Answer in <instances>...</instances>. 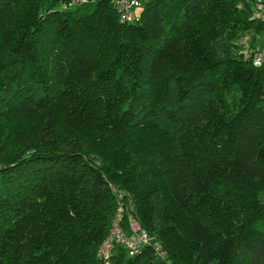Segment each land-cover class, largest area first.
Wrapping results in <instances>:
<instances>
[{"label":"trees","instance_id":"1","mask_svg":"<svg viewBox=\"0 0 264 264\" xmlns=\"http://www.w3.org/2000/svg\"><path fill=\"white\" fill-rule=\"evenodd\" d=\"M256 37L245 0H0V264H104L119 203L159 246L111 264H264Z\"/></svg>","mask_w":264,"mask_h":264},{"label":"built area","instance_id":"2","mask_svg":"<svg viewBox=\"0 0 264 264\" xmlns=\"http://www.w3.org/2000/svg\"><path fill=\"white\" fill-rule=\"evenodd\" d=\"M120 20H130L134 17V8L143 4L144 0H112ZM249 2L252 17L264 22V0H245ZM241 52L243 59L249 60L253 66H260L264 60V44L258 45L251 43L249 39L240 41ZM264 101V91L262 93ZM122 204L119 203L115 216L112 221L111 229L108 236L102 241L98 247L97 255L104 262V264H111L110 257L112 247L115 244L122 246L128 255H134L139 250L153 242L139 224L130 216L128 217V231L122 227ZM156 248L158 244L153 242Z\"/></svg>","mask_w":264,"mask_h":264},{"label":"rangeland","instance_id":"3","mask_svg":"<svg viewBox=\"0 0 264 264\" xmlns=\"http://www.w3.org/2000/svg\"><path fill=\"white\" fill-rule=\"evenodd\" d=\"M142 7H143V4H141L140 6L134 8V11H133L134 17H137L140 14V12L142 10ZM263 42L264 41L262 39L258 38V37H256L255 40H254V43H256L258 45H263L264 44ZM199 115H201V112H198V114L192 120L189 121L188 125L191 126V125L195 124L197 122V119H199ZM4 127H5V125H4ZM8 127H9V129H11L12 125L8 124ZM1 137H0V142H2V140H3ZM1 151L2 152H0V153L6 152L7 151L6 147L5 146L2 147ZM262 199L264 201V195L262 196Z\"/></svg>","mask_w":264,"mask_h":264}]
</instances>
